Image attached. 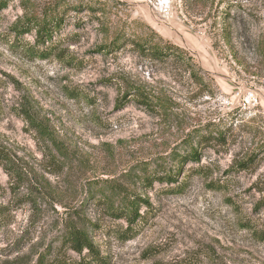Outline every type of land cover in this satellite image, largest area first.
Wrapping results in <instances>:
<instances>
[{"label":"rangeland","instance_id":"374dc122","mask_svg":"<svg viewBox=\"0 0 264 264\" xmlns=\"http://www.w3.org/2000/svg\"><path fill=\"white\" fill-rule=\"evenodd\" d=\"M48 12L64 25L28 50L35 31L15 27ZM147 40L183 58L140 52ZM0 144L14 170L0 166V264L36 263L71 223L105 264H264V0H11L0 11ZM193 147L201 160L182 164ZM153 172L183 184L150 187ZM103 195L151 207L129 231Z\"/></svg>","mask_w":264,"mask_h":264},{"label":"trees","instance_id":"16d2710c","mask_svg":"<svg viewBox=\"0 0 264 264\" xmlns=\"http://www.w3.org/2000/svg\"><path fill=\"white\" fill-rule=\"evenodd\" d=\"M11 0H0V11L6 9L9 6ZM76 9L80 7H75ZM93 11H101L103 10L101 7L92 6L90 7ZM64 25V17L62 16V13L59 12H52V13H46V16L41 19H35L30 20L26 23H24L22 26L15 27V31L17 34H26L30 33L32 31H35V44L29 45L27 47L28 50H32L39 44H44L47 40H51L53 36L58 32L62 26ZM121 39H118V41H114L113 43L109 45H105L103 50H107V52H110L112 49H118L120 44L124 42L120 41ZM117 47L115 45L117 44ZM137 48L140 50V52L147 54L148 56L166 60L167 58L174 57L176 59H182L183 58V51L182 48L178 45L174 44H165L161 45L159 43H148V40L144 43H137ZM49 50V49H47ZM33 52V51H32ZM44 52V51H43ZM46 55L47 53H43ZM133 93L136 94L135 98H138L137 100L141 102L142 104L148 106L151 109H154V105L152 103V98L144 93V91L136 89L133 91ZM129 93H126L123 95V98H126L124 100L120 99L117 102V106L119 108L123 107L127 102V96ZM140 98V99H139ZM25 117L31 122L32 126L36 128L44 137L52 138V135L49 134L48 131H46V127L38 121L35 120L33 115L30 113V111L25 110ZM210 136L212 134L208 135L207 139H210ZM204 138V136H202ZM202 157V151L201 147H193L191 151L183 155L181 159V163L185 162H199ZM13 162L12 160V154L9 148L6 146H3L0 144V166L4 167L6 171H8L9 174H12L14 171L13 168L9 164ZM181 164V165H182ZM10 168V169H8ZM181 168V166L179 167ZM178 171V170H177ZM144 183L148 186H152V184L155 181L158 182H166L168 184H177L175 187H172L171 191L175 190L177 187H180L181 184L178 180V172L177 173H150L146 175V177L143 179ZM112 190H116L115 188H112ZM104 196V195H103ZM104 203L106 205V211L107 213L116 218H125L128 222V228L127 230L131 231L133 230L134 224H136L139 220L143 218V215L139 212L142 205H145L147 207H151V203L149 199H144L142 197L134 196V198H129L130 201L127 203L124 208L121 207H115L114 202H112L110 196H104ZM0 216H2L0 214ZM260 240H264V230L261 231L260 234ZM73 251L81 255V258L79 260L74 259L71 255L67 253V251ZM86 252L87 254H84ZM104 257L101 256L100 251L98 250L97 246L95 245L90 232L81 227L80 225L76 223H71L67 226L63 236H62V242L61 246H59L57 249L52 251H46L39 255L38 260L34 264H105Z\"/></svg>","mask_w":264,"mask_h":264},{"label":"built area","instance_id":"2783aa9c","mask_svg":"<svg viewBox=\"0 0 264 264\" xmlns=\"http://www.w3.org/2000/svg\"><path fill=\"white\" fill-rule=\"evenodd\" d=\"M244 101L246 106H256L258 104V96L253 91H250L245 95Z\"/></svg>","mask_w":264,"mask_h":264}]
</instances>
